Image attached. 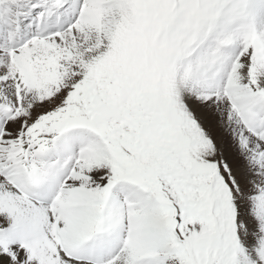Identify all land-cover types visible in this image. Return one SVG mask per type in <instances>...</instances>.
Wrapping results in <instances>:
<instances>
[{"label":"snow or ice","instance_id":"obj_1","mask_svg":"<svg viewBox=\"0 0 264 264\" xmlns=\"http://www.w3.org/2000/svg\"><path fill=\"white\" fill-rule=\"evenodd\" d=\"M0 264H264V0H0Z\"/></svg>","mask_w":264,"mask_h":264}]
</instances>
